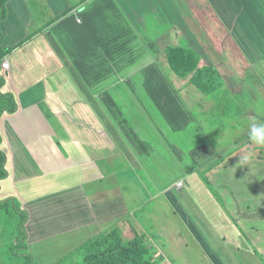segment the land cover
I'll return each instance as SVG.
<instances>
[{"label": "crops", "instance_id": "0c3cea01", "mask_svg": "<svg viewBox=\"0 0 264 264\" xmlns=\"http://www.w3.org/2000/svg\"><path fill=\"white\" fill-rule=\"evenodd\" d=\"M220 1L232 18L238 15L231 3L239 0ZM220 1H7L0 31L2 49L11 48L3 57L10 68L0 67L1 90L14 95L18 110L0 117L1 147L10 168L0 190L17 195L28 211L27 246L39 264H53L114 227H120L126 239L146 233L172 264H233L232 241L222 236L211 217L202 219L197 212L202 211L203 198L217 196L204 177L217 189L227 177L224 171L243 166L241 158L251 154L243 168L253 170L248 177L258 186L264 165L256 162L264 161V145L251 152L249 147L236 148L234 157L216 148L222 129L221 122H214L215 114H221L218 103L212 97L214 106L206 114L186 104L171 83V73L177 81L192 87L194 83L190 76L176 74L167 59L170 47L203 50L198 44H206L205 7L213 17L221 16ZM175 19L181 44L166 45L159 55L151 45L150 27L159 20L161 26H172ZM188 20L195 23V42L185 31ZM248 26L238 30L234 42L252 67L258 65L254 73L264 83V31L254 21ZM259 37L260 43L252 42ZM210 47L206 44V51ZM216 65L221 67L209 55L205 62L201 57L200 66L218 69ZM220 74L224 83L231 80ZM198 91L203 97L213 95ZM13 139L31 146L19 160L9 150ZM29 149L36 167L53 174L55 190L53 215L40 219L37 233L42 235L35 240L28 204L39 188L25 175ZM178 181L180 187L174 185ZM127 189L136 194L134 206L126 202ZM139 193L147 196L140 198ZM221 201L231 217L239 216L242 222L254 209L252 204L242 209L237 198Z\"/></svg>", "mask_w": 264, "mask_h": 264}, {"label": "rangeland", "instance_id": "374dc122", "mask_svg": "<svg viewBox=\"0 0 264 264\" xmlns=\"http://www.w3.org/2000/svg\"><path fill=\"white\" fill-rule=\"evenodd\" d=\"M219 3L221 16L213 17V14L209 12L210 9L205 7L206 16L204 20L206 33L204 36L207 47L211 45L210 49L206 51V44L202 45L199 43V46H203V50L195 49V51L198 52L200 60L201 57L204 59V62L205 57L208 55L213 58L214 62L218 60L221 64V67L216 65L218 72L224 73V75L231 80L227 82V84L226 81L225 83L223 81L222 90L220 89L216 96H214L213 92V95L207 96L208 98L200 95L198 88L194 87L196 86L195 84H193L194 86L192 87L191 84L177 81L176 76L173 73H171L172 82H170L172 84L174 83L178 88L179 94L186 104L197 106L194 110L201 107L202 111L205 110L204 114H206L208 108L214 106V104L211 103V99L214 97V101L216 100L218 103L217 107L221 110V114H215L216 120H214V122H221L220 125L222 127L220 143L219 145H216V148L220 147L219 149L221 151L226 150L225 155L229 154L230 156H233V152L236 148L246 150L249 147L251 152L256 147H259L251 140L250 134L253 126L259 127L260 125H264V83H262L260 76L255 75V73H257L256 68L259 69V67L258 65L252 67L248 61L249 58L247 57L248 60L245 58V56L239 51L237 47L238 45L234 42V39L236 40V34H239L238 30L240 28H243L244 26L249 29V21L252 23L254 21L258 28L264 31V0L233 1L231 7L238 8V15H234L233 18L231 13L225 11L227 9L223 8V2L221 3L220 1ZM36 4L35 1L33 8L36 7ZM253 12L258 13L259 15L252 17ZM257 17H262V19ZM159 21H157L154 26L150 27L152 31L150 38L152 41V48L157 54L161 55L166 45L173 46L175 44H181L179 41V34H176L180 25H177L179 19H175L171 24L172 26H161L159 25ZM186 22L188 25L185 28V31L186 29L188 31L187 37L191 42H195V23L191 20ZM160 26L163 28L162 31H160ZM253 28L251 29L252 31H254ZM169 30H172L171 34L167 33ZM252 42L260 43L261 37L255 38ZM237 52H239V54ZM236 56H238L239 61ZM221 78L224 80L223 76ZM189 85L191 87L190 91ZM219 88L217 89L219 90ZM217 96H220L219 100L215 98ZM201 100H203V102L200 103L199 101ZM170 105L176 104L174 101H171ZM207 115H210V110H208ZM209 123L210 124H205L207 132L210 131L211 122ZM13 141H17V144ZM232 142H236V144L232 145L230 148L227 147ZM29 147L25 145L24 141L13 139L10 149H8L10 150L13 159L16 157L19 160L23 155L27 154V148ZM4 148L5 147H2L3 150ZM30 155L31 149H29L28 152V160L23 163V165L25 175H28V181L33 183L38 182L37 187L39 188L38 193L30 195V201L28 204V208L31 212V224L29 225V230L33 234L32 240H35L42 235L37 233L40 219L47 216L52 217L53 215L54 208L52 201L54 203L53 196L55 190L53 188V174L40 171L36 167V163L32 162ZM231 160L234 161L233 159ZM256 164H261L263 166L264 161L256 162ZM241 165L245 166L244 163H241ZM243 166H241V168L240 165L236 164L231 169L228 167V169L224 171V174L227 176L225 177V180L220 182L219 188L216 189L214 187V192L218 197L214 195L211 199L209 197V199L203 198V200H201L203 202L200 203L202 211L197 212L204 215L200 216L202 219L211 217L214 220L217 229L221 231L222 236H225L229 242L232 241L230 244L234 250H230L229 254L233 260V264H264V191H262L264 189H262L264 178L260 179L259 177V184L256 186L255 178L248 177L254 175L252 172L253 170L248 168L245 169ZM7 169L9 170L10 168ZM262 169L264 177V168ZM259 173L260 172L258 171V174ZM64 174H67V172ZM229 176L232 180L231 182L227 179ZM226 180H228V182H225ZM260 182L262 183L260 184ZM174 185H176V183ZM128 190V194L126 193L125 195L126 202H129L130 206H134L133 201L136 194L134 195L132 189H127V191ZM9 196H15L19 200L21 207H23L22 201H20V198L17 197V195L10 193L6 188L0 190V199H5ZM143 196L146 197L147 195L143 193H139L138 195L140 198ZM227 198L232 200L237 198L239 202L237 203L238 206L244 210H248V205L252 204L251 208L254 207V209L249 211L248 219H243L242 222L240 220L241 217L233 215L235 221L231 217V214L227 212L229 209L226 210L229 206L221 201L227 200ZM40 201L43 202V204H39ZM229 219H231L232 222L228 221ZM13 229L14 226L7 219L5 213L3 212V214H0V264H21V261L16 255H14L12 250L15 240V231H13ZM113 229H118L121 233L120 227L111 228L108 231H104V233H109ZM26 230L28 231V229ZM139 234L146 233L142 232ZM121 235L123 240H129L126 239L122 233ZM146 236L153 247V250L156 252L154 258L157 261V264H172L168 258L164 257L163 254L157 251L158 249L160 250V248L156 246L147 234ZM26 242L28 243V240ZM222 243L223 240L221 238L219 244L222 245ZM33 250H35L34 247ZM253 251L257 253L256 257L254 256L255 254ZM251 254H253V256Z\"/></svg>", "mask_w": 264, "mask_h": 264}, {"label": "trees", "instance_id": "16d2710c", "mask_svg": "<svg viewBox=\"0 0 264 264\" xmlns=\"http://www.w3.org/2000/svg\"><path fill=\"white\" fill-rule=\"evenodd\" d=\"M0 0V22L6 18V3ZM3 34L0 31V67L2 59L9 49H2ZM167 57L172 69L179 76H190V80L204 93L210 94L223 85L221 74L213 66H200L198 52L191 48L174 46L167 50ZM4 80L0 77V117L4 112L15 113L18 110L17 101L12 93H3L1 88ZM0 134V188L1 181L9 176L7 169L8 155L1 147ZM205 182L214 190L211 182L204 177ZM5 213L13 224L15 231L12 250L21 264H39L28 251L26 223L29 213L21 207L15 196L0 199V214ZM155 251L146 234H136L129 240H123L118 229L109 233L101 232L79 246L71 255L53 264H157Z\"/></svg>", "mask_w": 264, "mask_h": 264}, {"label": "clouds", "instance_id": "9594fccd", "mask_svg": "<svg viewBox=\"0 0 264 264\" xmlns=\"http://www.w3.org/2000/svg\"><path fill=\"white\" fill-rule=\"evenodd\" d=\"M251 140L257 145H264V125H260L259 127L253 126L250 134ZM251 154H246L241 158L243 163L248 162Z\"/></svg>", "mask_w": 264, "mask_h": 264}, {"label": "built area", "instance_id": "2783aa9c", "mask_svg": "<svg viewBox=\"0 0 264 264\" xmlns=\"http://www.w3.org/2000/svg\"><path fill=\"white\" fill-rule=\"evenodd\" d=\"M2 68L6 69V70H8L10 68V62H9V60L6 57L3 58V60H2ZM181 185H182V181H178L176 183L177 187H180Z\"/></svg>", "mask_w": 264, "mask_h": 264}]
</instances>
